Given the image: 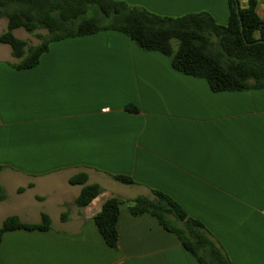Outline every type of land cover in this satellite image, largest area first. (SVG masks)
<instances>
[{"label": "crops", "instance_id": "obj_1", "mask_svg": "<svg viewBox=\"0 0 264 264\" xmlns=\"http://www.w3.org/2000/svg\"><path fill=\"white\" fill-rule=\"evenodd\" d=\"M113 1L161 17L207 13L221 26L229 15L227 0ZM6 26L0 17V35ZM17 63L0 43V225L46 214L51 229L4 233L0 264H198L155 218L128 210L152 190L200 221L231 264H264V88L214 93L111 30L53 42L34 68ZM79 173L101 190L85 208L68 183ZM112 197L122 202L115 249L93 220Z\"/></svg>", "mask_w": 264, "mask_h": 264}, {"label": "trees", "instance_id": "obj_2", "mask_svg": "<svg viewBox=\"0 0 264 264\" xmlns=\"http://www.w3.org/2000/svg\"><path fill=\"white\" fill-rule=\"evenodd\" d=\"M227 5V24L221 26L207 13L161 17L113 0H0V17L7 22L0 43L11 48L12 56L18 61L14 67L25 70L36 67L53 42L111 30L127 36L142 51L168 57L175 71L205 80L214 93L263 89L264 21L257 14L258 2L248 0L241 8L239 0H227ZM17 29L35 36L39 43L32 46L15 37ZM125 110L138 112L132 105ZM113 179L125 185L134 184L126 176ZM68 183L81 186L74 201L77 208L87 207L101 193L98 185L87 184L85 173L72 176ZM23 191L20 188L17 193ZM3 200L5 193L0 185V202ZM127 203L132 215L148 214L165 231L175 235L198 264H231L204 225L189 217L167 195L152 190L148 196H138ZM121 205L117 198H109L93 218L103 241L113 249L118 242L116 222ZM66 218L67 213H63L61 221ZM50 229L51 219L46 214H41L35 224L9 216L0 225V243L6 232Z\"/></svg>", "mask_w": 264, "mask_h": 264}, {"label": "rangeland", "instance_id": "obj_3", "mask_svg": "<svg viewBox=\"0 0 264 264\" xmlns=\"http://www.w3.org/2000/svg\"><path fill=\"white\" fill-rule=\"evenodd\" d=\"M21 32H22L21 34H26V33H24L23 30H21ZM40 33L41 34H46L45 31H40ZM27 41H28L29 45H33V44H38L39 43V40L33 35H31L29 37L27 36ZM174 45H176V44H174Z\"/></svg>", "mask_w": 264, "mask_h": 264}, {"label": "water", "instance_id": "obj_4", "mask_svg": "<svg viewBox=\"0 0 264 264\" xmlns=\"http://www.w3.org/2000/svg\"><path fill=\"white\" fill-rule=\"evenodd\" d=\"M236 12L238 13V5L236 6ZM241 30H242V28H241Z\"/></svg>", "mask_w": 264, "mask_h": 264}]
</instances>
